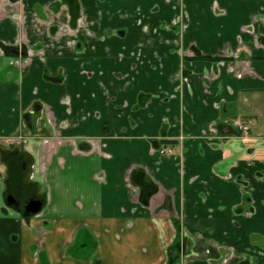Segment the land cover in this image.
Listing matches in <instances>:
<instances>
[{
  "label": "crops",
  "instance_id": "0c3cea01",
  "mask_svg": "<svg viewBox=\"0 0 264 264\" xmlns=\"http://www.w3.org/2000/svg\"><path fill=\"white\" fill-rule=\"evenodd\" d=\"M27 1L26 31L12 6L0 20V149L23 134L46 202L30 219L7 205L24 160L0 151V264H172L178 231L181 264H223L227 246L264 264V0ZM64 3L95 35L26 63L20 42ZM174 141L183 165L156 151Z\"/></svg>",
  "mask_w": 264,
  "mask_h": 264
},
{
  "label": "flooded vegetation",
  "instance_id": "af4514ba",
  "mask_svg": "<svg viewBox=\"0 0 264 264\" xmlns=\"http://www.w3.org/2000/svg\"><path fill=\"white\" fill-rule=\"evenodd\" d=\"M61 1V0H60ZM69 3H64L62 6L64 15L66 16V19L55 23V19H49L41 18L37 16V18L34 21L35 33L41 38V42L34 45V47H30L28 44H25V42L21 41L20 46L26 47V50L24 53H22L23 57L26 58V63H32L34 59H39L42 62H45L47 60L48 56V50L57 48L59 50V55L63 54V46L62 43L65 42V47L67 49H75L79 48L80 46V36L86 35V36H94L95 33L92 31V22L90 20V17L85 13L84 10L80 9L79 11H74L72 6ZM7 6H12L15 10V15L17 19V24L19 25L20 31H26L27 30V11L29 8V4L27 0H0V20L4 17V11ZM77 6V3H76ZM179 21H183V17L180 15ZM176 22L175 24H172V28H176L178 35L182 36L184 32L183 23ZM141 23V21H139ZM170 27V29H171ZM148 31V29H146ZM107 34H110V31L107 32ZM184 35V34H183ZM49 38L50 42L46 43L44 42L45 38ZM105 39V38H104ZM26 45V46H25ZM0 47H2V50L5 52L8 48L6 45L0 43ZM183 56L182 51L180 53ZM86 76L90 79L93 78V73L90 71H87ZM181 80L186 82L188 81L187 77H181ZM66 103L69 105L68 97L66 99ZM42 106V105H40ZM238 121V120H237ZM236 122V121H235ZM234 122V127L235 126ZM165 124L167 122H164ZM212 130L218 129L215 125H213ZM238 130V129H237ZM239 131V130H238ZM206 131H203V133ZM242 134L239 131L238 136ZM21 140H25V137L22 133L19 134L17 137H13L10 141H7L6 148L0 149L2 152V157L5 158H12L17 159L20 158L22 163V170L20 171L21 178L18 181V185L11 186L8 185V188L6 190L5 195V201L7 205L10 208L16 209L17 212L20 213L23 217L26 219H30L32 217H35L36 215H39L45 206L46 202V195L40 194V193H31L30 192V185L31 183L26 182L27 179L25 178L26 175V168H27V160L23 158V153L21 152V148L19 147L22 142ZM175 142L170 143H164L159 144L156 151L162 156H173L175 158H179L181 161L180 163L183 165L185 160V151L177 152L175 150ZM4 145V143H2ZM0 145V146H2ZM8 171V170H7ZM133 182V180H132ZM7 183H10L9 180H7ZM134 183V182H133ZM135 184V183H134ZM140 188V187H139ZM141 191V188H140ZM153 194L156 192L155 190L151 191L150 193ZM31 201H36L41 203V210L38 213H27V206ZM247 215L252 216V213H247ZM92 245V244H91ZM89 244V247L91 246ZM187 243H185L184 235H180L179 231L176 235V238L171 246L167 248V255L168 259H171L172 261H175L173 264H181L182 259H184V248L187 249ZM172 246H175L172 248ZM95 251L97 249V243L95 242V245L92 247ZM73 251V249H72ZM227 253L225 254L226 257L223 260V264H228L229 262L233 261L237 256H239L241 259H243L242 264H256V260L258 257H260L261 252L257 256L254 252H251L250 250L242 252V256H240L236 248L234 246H227L226 249ZM174 256V257H173ZM95 260L99 259H93ZM100 261V260H99ZM92 262V263H93ZM102 263V262H101Z\"/></svg>",
  "mask_w": 264,
  "mask_h": 264
},
{
  "label": "water",
  "instance_id": "95a60500",
  "mask_svg": "<svg viewBox=\"0 0 264 264\" xmlns=\"http://www.w3.org/2000/svg\"><path fill=\"white\" fill-rule=\"evenodd\" d=\"M41 203L36 201H31L27 206V213H38L41 210Z\"/></svg>",
  "mask_w": 264,
  "mask_h": 264
},
{
  "label": "built area",
  "instance_id": "2783aa9c",
  "mask_svg": "<svg viewBox=\"0 0 264 264\" xmlns=\"http://www.w3.org/2000/svg\"><path fill=\"white\" fill-rule=\"evenodd\" d=\"M235 126L238 128V130L241 132V133H248L249 132V130H250V127L249 126H247V125H244V124H242L241 122H239V121H236L235 122Z\"/></svg>",
  "mask_w": 264,
  "mask_h": 264
},
{
  "label": "trees",
  "instance_id": "16d2710c",
  "mask_svg": "<svg viewBox=\"0 0 264 264\" xmlns=\"http://www.w3.org/2000/svg\"><path fill=\"white\" fill-rule=\"evenodd\" d=\"M173 247H175V246H172V248H173ZM173 257H174V256H173ZM173 262H175V261H172V264H173ZM93 264H102V263H101V261H99V260H95V261L93 262Z\"/></svg>",
  "mask_w": 264,
  "mask_h": 264
}]
</instances>
